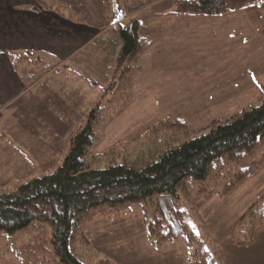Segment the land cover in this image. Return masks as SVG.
Instances as JSON below:
<instances>
[{
	"label": "rangeland",
	"instance_id": "rangeland-1",
	"mask_svg": "<svg viewBox=\"0 0 264 264\" xmlns=\"http://www.w3.org/2000/svg\"><path fill=\"white\" fill-rule=\"evenodd\" d=\"M94 1L98 12L104 16L102 20L97 19L96 26L102 27L105 33L96 46L86 48L73 58L74 62L63 68L45 65V60L41 63L35 56L31 59L19 57L20 68L26 73L27 89L49 96L46 121L49 140L57 139L59 144L58 150L55 143L50 144V154L55 157L60 152L67 153L70 139L93 112L97 116L96 141L90 152L105 156L103 162H99L100 169L121 162L122 156L134 163L141 154L150 152L153 155L160 147L167 149L175 142H181L183 137H172L171 133L165 135L156 132L151 138L147 137L152 130H156L155 123L165 117L188 118L186 122L189 124H184L189 133L194 136L200 133L204 125L209 124H204V120L197 122V117H187V112L197 105L192 106L194 100L187 101L188 97L197 94L196 90L192 94L181 95L131 94L127 83L132 81L131 74L121 79L122 68L128 69L129 65L119 59L117 32L136 20L150 24L152 19L143 20L148 14L167 7L173 10L175 2L181 0H155L159 4H154L156 2L152 0H116L119 6L124 2L127 18L123 25L120 22L124 21L121 19L125 15L118 13V10L111 11L109 0ZM177 53L178 57L183 56L181 52ZM231 53L229 48L223 54L220 51L219 55L224 58ZM213 56L217 57L216 51L209 49L206 58L200 57V67L197 68V53H193L191 64L195 65L194 69L203 72L197 79L199 84L205 81L206 85L216 77L230 76L228 73L232 68L209 65L207 59ZM193 77L196 75L193 74ZM194 83L195 80L191 85ZM239 98L238 104L234 99L236 104L227 108V111H231L228 115L260 103L263 94L248 92ZM21 102L27 104L29 101L24 98ZM35 102L36 99L33 113L28 116L31 121L27 119L25 122L31 138L40 134V117L43 120L45 117L44 112L41 113L42 106ZM43 102L46 103V99ZM155 138L159 139L153 145ZM158 141L161 145L157 144ZM251 166L255 168L251 177L235 185L228 194L220 196L223 187L232 183L231 176L236 168L247 169ZM169 198L180 213L182 223L192 233L193 243L179 238L155 246L157 238L166 234L165 225L159 226L157 223L159 217L155 205L161 198L155 196L139 204L101 207L85 213L79 221L80 237L73 248L74 255L82 264H264V260L250 256L252 248L256 245L258 248L260 241L264 242V229L255 233L251 243L247 244L246 238L251 230L248 221L238 223L253 205L257 204L256 210L260 206L264 213V140L236 165L219 160L206 182L196 184L188 180ZM151 232L154 235L152 239ZM50 239L51 229L43 223H33L28 230L13 236L0 233V264H59ZM244 239L246 242H243ZM239 242L246 245L240 246Z\"/></svg>",
	"mask_w": 264,
	"mask_h": 264
},
{
	"label": "crops",
	"instance_id": "crops-1",
	"mask_svg": "<svg viewBox=\"0 0 264 264\" xmlns=\"http://www.w3.org/2000/svg\"><path fill=\"white\" fill-rule=\"evenodd\" d=\"M109 3L111 11L125 15L124 2L121 6L116 0ZM95 4L94 0H0V190L51 174L67 154H50V144L55 143L57 150L59 144L57 139L49 140V96L27 89L19 57L35 56L39 62L45 60V65L58 68L74 62L73 58L104 37L102 27L96 26L97 19L104 16ZM126 18L121 19L122 25ZM148 19H152L150 24L136 20L146 47L130 73L129 93L181 95L196 90L187 101L194 100L192 106L197 105L187 117H197V122L204 120L207 125L232 116L227 108L236 101L238 104L242 94H264V0H254L241 10L220 16L180 15L167 7L156 9L143 20ZM116 36L121 49L118 32ZM229 48L231 55H219ZM209 49L217 53V57L207 59L209 65L233 70L229 77L199 84L197 79L203 73L197 69L200 57L206 58ZM177 51L183 54L181 58ZM193 53H197L196 69L191 64ZM193 74L196 77L192 78ZM24 98L27 104L21 102ZM35 99L45 117H40V134L31 138L25 122L31 121L28 116L33 113ZM186 119L178 120L186 124ZM250 256L264 260L263 241L252 248Z\"/></svg>",
	"mask_w": 264,
	"mask_h": 264
},
{
	"label": "trees",
	"instance_id": "trees-1",
	"mask_svg": "<svg viewBox=\"0 0 264 264\" xmlns=\"http://www.w3.org/2000/svg\"><path fill=\"white\" fill-rule=\"evenodd\" d=\"M253 1L181 0L175 2L173 10L180 15L220 16L241 10ZM118 37L121 42L119 59L129 65L128 69L122 68L123 80L131 73L138 54L145 49L146 40L138 34L137 21L120 30ZM127 83L130 86L131 81ZM96 123V113H90L84 125L70 139L62 165L51 174L33 178L13 189L0 190V233L13 236L28 230L33 223L49 225L50 245L58 263L82 264L74 255L73 248L79 240V221L85 213L101 207L139 204L158 196L161 199L155 205L159 217L157 223L165 225L166 234L157 238L155 246L179 238L193 243L192 233L182 223L180 213L169 197L188 180L196 184L206 182L219 160L236 165L244 155L257 148L264 140V94L260 103L224 121L211 122L195 136L189 133L182 121L165 117L155 123L156 130L147 137L151 138L156 132L171 133L172 137H183L181 142H175L167 149L160 147L153 155L150 152L141 154L134 163L122 156L121 162L112 163L105 169L98 166L105 156L90 152L96 141ZM157 139L153 140V145ZM157 144L161 145L159 141ZM235 171L231 176L232 183L223 187L220 196L251 177L255 168H236ZM257 207V204L251 206L238 221H248L251 230L247 242L243 240L247 244L251 243L255 233L264 229V213L260 206L256 210ZM153 237L151 232L150 238ZM243 242L239 245H246Z\"/></svg>",
	"mask_w": 264,
	"mask_h": 264
}]
</instances>
